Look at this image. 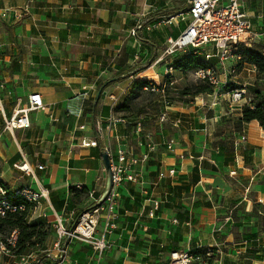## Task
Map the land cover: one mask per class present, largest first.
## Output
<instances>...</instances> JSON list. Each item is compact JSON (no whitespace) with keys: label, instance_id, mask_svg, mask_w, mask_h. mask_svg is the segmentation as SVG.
<instances>
[{"label":"crops","instance_id":"1","mask_svg":"<svg viewBox=\"0 0 264 264\" xmlns=\"http://www.w3.org/2000/svg\"><path fill=\"white\" fill-rule=\"evenodd\" d=\"M26 1L0 0V9L10 10L0 14V82L5 84L0 88V108L10 116L17 102L24 103L28 94L39 92L45 109L31 111L30 125L12 133L1 130L0 112V158L6 160L9 174L14 165H27L30 173L23 181L29 184L25 185L45 190L46 198L31 211L28 221L41 218L51 225L56 213L65 225L72 224L76 213L88 208L104 190L103 148L121 143L136 155L145 151V139L134 130L142 121V132L150 134L155 149L140 166L143 183L120 184L117 228L109 238L112 247L130 250L127 263L168 264L172 250L202 253L206 246H220V258L214 254L207 264H237L242 260L239 256L253 244L263 243L264 232L247 214L258 199L264 205V131L256 120L232 131L233 142H237L232 162H226L230 156L214 145L228 132L221 128V118L239 117L243 100L221 104L210 101L212 95H205V100L204 95L195 96L192 106L170 104L163 123L158 117L123 118L115 111L132 83L140 80V73L133 74L136 68L154 61L167 38L177 37L184 28L180 22L160 23L157 17L182 10L185 0H31L29 13L15 18L13 11ZM242 7L253 29L261 32L264 0H244ZM137 23L144 24L138 30L140 40L134 34ZM255 44L264 50L262 43ZM172 55L160 60L165 59L163 65H149L142 72L152 69V79L158 81L166 75ZM238 62L247 77H255L250 64ZM115 73L131 75L103 88L105 94L95 104L98 85ZM172 75L181 73L172 69ZM109 94L118 97L113 107ZM92 102L95 107L88 110ZM204 109L211 114L206 115ZM110 115L124 121H117L97 140V146L82 145L84 138L95 136L93 120L102 118L106 125ZM169 138L177 142L172 151L163 145ZM15 156L18 161L10 164ZM39 164L43 169L37 168ZM21 177L9 176L15 181ZM45 177L47 181L42 182ZM0 181L13 187L9 179ZM82 188L86 195L73 198ZM154 202L158 203L156 209ZM231 211L235 221L229 231L232 220L225 219ZM143 226H147L146 231ZM216 227L220 231H214ZM245 227L259 233L253 242L246 239ZM16 259L12 262L20 264Z\"/></svg>","mask_w":264,"mask_h":264},{"label":"built area","instance_id":"2","mask_svg":"<svg viewBox=\"0 0 264 264\" xmlns=\"http://www.w3.org/2000/svg\"><path fill=\"white\" fill-rule=\"evenodd\" d=\"M31 0H27L25 4L18 10L13 11L15 18H21L27 15L31 10ZM244 0H185V9L180 10L174 14H166L157 17L160 23L173 24L180 21L184 22V28L179 32L175 38H167L166 46L161 52L160 56L154 61L159 62L164 56L180 53H192L208 61L206 67L197 68L192 71L194 77L198 80H205L209 84L214 86V89L220 88L225 84V78L221 79V75L230 74L235 71L238 61L242 60L240 48L251 47L255 42H260L264 45V28L261 32H257L253 29L250 19L245 11H243ZM0 14L8 13L10 11L6 8H1ZM144 28L143 23H137L135 25L134 34L137 39L140 40L138 30ZM252 70L256 72V67L250 64ZM169 70L172 69L169 67ZM167 72V71H166ZM169 72V84L175 83ZM5 84L0 82V88ZM153 91L158 89L152 85L143 87ZM163 91V89H161ZM112 100V107L118 101V97L113 94L108 95ZM229 101L233 102H246V89L244 86L234 88L227 93ZM27 101L17 102L12 110L10 116H5L3 110L0 108L3 116V125L1 130L7 133H12L19 128H27L30 125L29 113L35 110L45 109V105L42 102V97L39 92H31L28 94ZM1 107V101H0ZM169 105L164 106V110L158 115V122L163 123L168 119L167 110ZM106 125L103 124L102 118H95L93 120V130L95 136L91 140H82L81 144L84 146H97V140L102 139L107 131H111L118 122L124 121L121 118H114L112 115L106 120ZM83 128V125L80 126ZM141 123L137 122L135 125V133L141 135L142 139H145V151L138 155L126 148L123 144H118L115 147L106 145L103 148L109 158L110 169L112 174V186L107 195V198L100 207H94L91 210L86 209L81 213L70 225H65L64 219L54 213V219L51 223V228L55 232V241L53 247L56 248V253L52 254L50 251H45V257L47 262L36 260L33 254L18 257L20 264H65L67 259V251L69 243L79 241L83 245H92L94 250L102 251L103 248L111 246L109 240L110 236L117 228V207L120 200V184L124 181L131 182L133 184H142L141 164L144 163L149 154L155 149V144L150 140V134L141 132ZM243 134L241 135L242 141L244 140ZM177 142L174 138H169L163 145L167 151H172ZM237 142L234 143L236 145ZM24 166V164H22ZM16 168L21 166L14 165ZM38 169H43L41 164L37 165ZM29 171V169H26ZM173 173V170H170ZM231 175L233 172L230 173ZM80 188V185H76ZM45 191V190H44ZM42 189L33 190L28 186H24L15 190L7 188L0 183V215L3 216L9 212H16L23 210V201H15V197L25 199L28 202L33 203L35 207L40 203L41 199L46 198V193ZM93 193L90 192L89 196ZM99 197L94 198L96 201ZM258 203H262L261 199L257 200ZM158 203L154 202V209L157 208ZM32 209V210H33ZM231 214H229L225 221L230 222ZM176 222V219H173ZM144 231L147 230V226H143ZM220 227H216L214 231H220ZM16 239L15 231H12L9 237L6 239V243L13 245ZM0 241V254L5 256L14 257L11 251L8 249L7 244ZM201 248V246H197ZM214 248V250H213ZM214 254H217L220 258L222 255V249L220 246H206L202 253L194 251L192 249L172 250L169 253L168 264H207L208 259L212 258Z\"/></svg>","mask_w":264,"mask_h":264},{"label":"trees","instance_id":"3","mask_svg":"<svg viewBox=\"0 0 264 264\" xmlns=\"http://www.w3.org/2000/svg\"><path fill=\"white\" fill-rule=\"evenodd\" d=\"M185 7L183 8V10ZM141 31V30H140ZM242 55V61L252 64L256 67V79L264 80V50H262L259 46H251V47H243L239 49ZM172 55V54H171ZM171 55L167 56L170 57ZM125 61V59H124ZM121 64L123 61H121ZM119 62V63H120ZM151 60L147 63L150 64ZM208 65V61H205L203 58L194 55L192 53H180V54H173L172 55V61L167 65V67H170L173 70L179 71L180 73H186L191 70H195L197 68L206 67ZM138 71V70H136ZM133 72V74L137 72ZM118 74L115 73L112 75V77L98 85V89L106 88L111 83L120 81L122 79H125L129 77L131 74ZM160 79L163 80H169L170 76L163 75L160 76ZM149 85H152L154 88L161 90L163 89L162 83L159 84L156 83H149L147 80H135L132 83V87L130 89V94L132 95L134 89H142L143 87H148ZM226 88V85L223 86V88ZM238 88V87H236ZM234 89V88H233ZM231 89V90H233ZM214 86L209 84L205 80H200L198 83L192 85V86H185L179 89L176 92V95H180V97H187V96H199V95H210L213 93ZM231 90H227L231 91ZM253 94L250 95V101L248 103H244L242 107L240 108V116L237 118H221V128L225 129L224 127H227L225 130H228L226 136H224L223 139L216 140L214 142V145L219 149L222 150L223 153H227V155L230 156V160H225L226 162L233 161V157L235 153L234 150V144L231 132H238L242 129L243 125L246 123H249L252 120H256L261 127V129L264 131V93L260 89H255ZM167 94V93H166ZM168 96V95H167ZM164 97V96H163ZM175 97V96H174ZM99 100V99H98ZM97 100V101H98ZM160 104L156 107V110L154 113H149L143 110L142 108H138L139 113H133L129 112L130 110V98L127 96L124 100V102L117 106L115 108V111L117 112H124L122 115L123 118H127L129 115H136L137 117L143 116L144 119L151 118L152 120H155L160 112L164 110L165 105H170V101L166 100V95L164 99L159 102ZM94 108V104L89 103L88 110H91ZM142 109V110H141ZM126 112V113H125ZM144 121V120H143ZM142 123V121H139ZM222 130V129H221ZM142 132V129H141ZM222 132V131H221ZM143 133V132H142ZM17 157H13L10 161V164L16 163ZM199 178H195V181H198ZM4 186L9 188L5 183L1 182ZM73 187L69 188V191H72ZM15 190V189H14ZM34 190V189H33ZM86 195V189L82 188L79 190V194L77 196L76 193L73 194V198ZM97 197H99L97 195ZM15 201L21 200L23 201L24 209L18 210L16 212H9L5 215H0V241H3L6 243V239L9 237L12 231H15L16 233V239L13 245L7 244L8 249L11 251L12 255L16 258L29 254H33L35 256L36 260H41L44 262H47L48 259L45 257V252H38L40 250H43L46 248V239L50 234V222L46 219L37 218L32 222H29V216L30 213L34 207L33 203L26 201L22 198H14ZM95 201L90 204V206L86 209L91 210L93 209ZM261 208V209H260ZM85 211V209H81L76 213L75 219ZM231 219L232 222L228 223L229 225V231L230 229L233 230V222L235 221V217L231 211ZM249 217H252L256 220L257 225H259V231H264V226L262 225L264 223V205H261L257 202L252 203L251 211L247 214ZM245 236L248 241L253 242L256 235L259 233L251 232L250 227H245ZM228 230V229H227ZM231 230V231H232ZM258 231V232H259ZM234 237L237 238L236 233L234 232ZM262 241V240H261ZM241 261H239L237 264H261V262H264V242L261 243L259 246L253 244L249 250L244 252L239 256Z\"/></svg>","mask_w":264,"mask_h":264},{"label":"rangeland","instance_id":"4","mask_svg":"<svg viewBox=\"0 0 264 264\" xmlns=\"http://www.w3.org/2000/svg\"><path fill=\"white\" fill-rule=\"evenodd\" d=\"M184 22L185 21H180V25L184 26ZM186 23V22H185ZM139 35V34H138ZM257 45V44H255ZM258 46V45H257ZM160 56V55H159ZM158 56V57H159ZM157 57V58H158ZM156 58V59H157ZM155 59V60H156ZM154 60V61H155ZM154 61H152L150 64L146 65V67H149V65L154 66L156 65V67L158 65H163L165 63V59L163 61H159V63H154ZM238 63V65H236L235 71L230 73V74H226V75H221V79L223 80L225 78V84H223L220 88L218 89H214L213 93L210 94L212 95L210 97V101L211 100H216L219 101L221 104L227 103L229 104L230 101H227V96H226V92L227 90H231L233 88L236 87H242L241 84H244L245 89H246V96H247V101L245 103H248L250 101V95H252L253 91L255 89H260L263 93H264V80H258L256 79V75L254 78H252L251 76L247 77V72H242V66ZM146 67H137L136 71L139 74V79L142 80H147L149 83L153 82L156 84H159L160 82L162 83L163 86V91L159 90H149L148 89H134L132 95L130 93H128V97L130 98V111L132 112V114L134 113H139L140 111H138V108H142L143 110L149 113H154L156 110V107L160 104L159 102H161L165 95H166V100L170 101V104H173L175 107L176 105H188V106H192L193 103L195 102V99L193 96H187V97H180V95H176V92L181 89L182 87L185 86H192L196 83H198L200 80L196 79L194 77V75L192 74V71H188L186 73H181L180 75L174 76L172 75V71L169 70V67H167V72L166 75L169 74V72H171V76L173 78H175V83L173 85L169 84V80H161L160 77L158 79V81H154L152 78V76L154 75L152 73V69H149L146 72H142L143 69H145ZM155 68V66L153 67ZM134 71V72H135ZM135 73V74H137ZM224 76V78H223ZM252 84L249 86V84ZM226 85V88L223 86ZM167 93V94H166ZM168 95V96H167ZM164 96V97H163ZM175 96V97H174ZM205 96L204 95V100H205ZM142 110V109H141ZM169 111V110H168ZM203 111H206L205 114H211L210 110L204 109ZM126 113V112H125ZM121 115L124 114V112H120ZM225 129L227 127H224ZM234 144V142H233ZM134 150V148H133ZM18 166H22V165H18ZM13 169V173H8L9 172V168L8 165L6 163V160H3L0 158V178L2 179H9L11 180L10 184H13V187L9 188L11 190L14 189H18L21 188L20 186L24 187L25 184H29L28 182H25L23 180L27 179V174L30 173V171H26L25 169L21 170L18 169L16 167H12ZM11 170V169H10ZM18 174V175H15ZM9 176L15 177V176H23L20 178L19 181H15L13 178H9ZM47 178H43L42 182H46ZM17 183V184H16ZM19 183V185H18ZM26 186V185H25ZM18 187V188H15ZM261 204V203H259ZM261 209V208H260ZM264 226V223L262 224ZM264 232V231H263ZM47 239L50 240V242L48 241V243L46 242V248L43 250H40L38 252H45L50 251L52 254L56 253V248L53 247V242L55 241V232L53 231V229L50 227V234L47 237ZM46 239V240H47ZM81 243L79 241H74L72 240L70 242V244L68 245V253H67V259L65 260V264H129L127 263V261L125 260L126 257H128L130 255V250L128 249H122V248H118L115 246H108V244L106 245L105 248L102 249L101 252H99V250H94V248L92 247V245H80ZM14 259H16V257H11V256H5V255H1L0 254V264H15L14 262H12ZM127 259V258H126ZM17 260V259H16ZM125 260V261H124Z\"/></svg>","mask_w":264,"mask_h":264},{"label":"water","instance_id":"5","mask_svg":"<svg viewBox=\"0 0 264 264\" xmlns=\"http://www.w3.org/2000/svg\"><path fill=\"white\" fill-rule=\"evenodd\" d=\"M105 94V91L102 90V88H100L97 92V96H96V101L95 104L97 102V100L99 99L101 94ZM94 104V107H95ZM101 159L105 168V172H106V183H105V187L103 192L99 195V198L95 201L93 207H100L102 205V203L105 201V199L107 198V195L109 194V191L111 189L112 186V174H111V169H110V163H109V158L107 156V154L105 152L101 153ZM86 210V209H85Z\"/></svg>","mask_w":264,"mask_h":264},{"label":"bare ground","instance_id":"6","mask_svg":"<svg viewBox=\"0 0 264 264\" xmlns=\"http://www.w3.org/2000/svg\"><path fill=\"white\" fill-rule=\"evenodd\" d=\"M20 168H22V169H25V170H26V169H28V166L24 164V166L22 165Z\"/></svg>","mask_w":264,"mask_h":264}]
</instances>
